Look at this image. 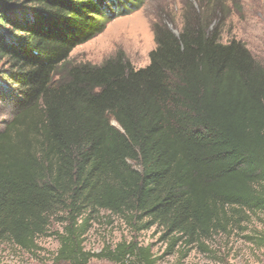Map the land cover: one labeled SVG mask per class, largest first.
Listing matches in <instances>:
<instances>
[{"label":"trees","instance_id":"16d2710c","mask_svg":"<svg viewBox=\"0 0 264 264\" xmlns=\"http://www.w3.org/2000/svg\"><path fill=\"white\" fill-rule=\"evenodd\" d=\"M143 1L0 0V243L34 254L54 236V264H155L136 241L90 252L85 236L104 212L169 250L204 247L264 215V65L222 42L218 0L188 5L177 33L153 23L143 68L68 60ZM262 224L245 236L259 249Z\"/></svg>","mask_w":264,"mask_h":264},{"label":"rangeland","instance_id":"374dc122","mask_svg":"<svg viewBox=\"0 0 264 264\" xmlns=\"http://www.w3.org/2000/svg\"><path fill=\"white\" fill-rule=\"evenodd\" d=\"M215 1V0H214ZM218 8L212 17L213 25H219L222 42L235 39L243 43L255 59L264 65V0H218ZM188 5L197 8L196 0H144L131 13L111 20L105 30L91 40L75 47L68 60L74 63L100 64L107 58L121 53L136 69L149 63V53L155 48L151 25L164 23L177 33L181 16ZM215 7V6H214ZM10 96L0 101V127L8 118ZM264 215L252 217L245 224V232L234 230L229 236L218 235L206 241L204 247L192 248L178 244L169 250L167 240L161 239V231L152 227L135 233L117 217L102 212L92 223L85 236L86 251L99 252L104 246H114L121 241H136L149 247L155 264H264V249L257 248L245 239L262 229ZM59 224H52L50 232L60 231ZM34 253L22 251L9 243H0V264H54L58 248L54 236L36 241ZM88 264H112L92 259Z\"/></svg>","mask_w":264,"mask_h":264}]
</instances>
